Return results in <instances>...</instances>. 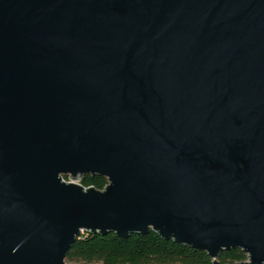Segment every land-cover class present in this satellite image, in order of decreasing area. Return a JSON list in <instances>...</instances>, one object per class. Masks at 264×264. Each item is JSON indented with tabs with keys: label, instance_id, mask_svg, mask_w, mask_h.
<instances>
[{
	"label": "water",
	"instance_id": "obj_1",
	"mask_svg": "<svg viewBox=\"0 0 264 264\" xmlns=\"http://www.w3.org/2000/svg\"><path fill=\"white\" fill-rule=\"evenodd\" d=\"M149 229L264 264V0H0V264Z\"/></svg>",
	"mask_w": 264,
	"mask_h": 264
},
{
	"label": "trees",
	"instance_id": "obj_2",
	"mask_svg": "<svg viewBox=\"0 0 264 264\" xmlns=\"http://www.w3.org/2000/svg\"><path fill=\"white\" fill-rule=\"evenodd\" d=\"M65 179V177H64ZM83 186L102 189L107 179L99 174H85L79 181ZM247 259L239 247L217 253L219 264H237ZM66 262L82 264H212L206 251L173 239H165L149 229L147 233H131L125 238L114 232L104 235L83 232L76 237L65 255Z\"/></svg>",
	"mask_w": 264,
	"mask_h": 264
},
{
	"label": "rangeland",
	"instance_id": "obj_3",
	"mask_svg": "<svg viewBox=\"0 0 264 264\" xmlns=\"http://www.w3.org/2000/svg\"><path fill=\"white\" fill-rule=\"evenodd\" d=\"M64 177H65V180H66V181L71 180L70 177H69L68 175H66V176H64Z\"/></svg>",
	"mask_w": 264,
	"mask_h": 264
},
{
	"label": "built area",
	"instance_id": "obj_4",
	"mask_svg": "<svg viewBox=\"0 0 264 264\" xmlns=\"http://www.w3.org/2000/svg\"><path fill=\"white\" fill-rule=\"evenodd\" d=\"M78 181V180H77ZM79 182V181H78Z\"/></svg>",
	"mask_w": 264,
	"mask_h": 264
}]
</instances>
